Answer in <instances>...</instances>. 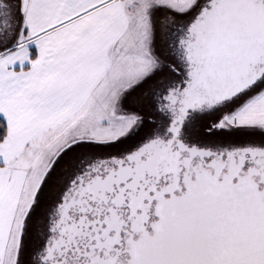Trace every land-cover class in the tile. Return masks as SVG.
I'll return each instance as SVG.
<instances>
[{
	"label": "snow or ice",
	"instance_id": "obj_1",
	"mask_svg": "<svg viewBox=\"0 0 264 264\" xmlns=\"http://www.w3.org/2000/svg\"><path fill=\"white\" fill-rule=\"evenodd\" d=\"M0 264H264V0H0Z\"/></svg>",
	"mask_w": 264,
	"mask_h": 264
}]
</instances>
